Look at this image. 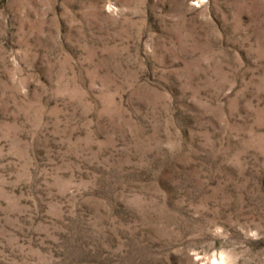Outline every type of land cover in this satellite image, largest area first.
<instances>
[{"label": "rangeland", "instance_id": "rangeland-1", "mask_svg": "<svg viewBox=\"0 0 264 264\" xmlns=\"http://www.w3.org/2000/svg\"><path fill=\"white\" fill-rule=\"evenodd\" d=\"M0 264H264V0H0Z\"/></svg>", "mask_w": 264, "mask_h": 264}]
</instances>
